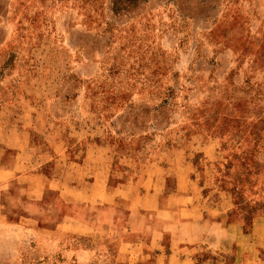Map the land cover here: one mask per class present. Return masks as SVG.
Segmentation results:
<instances>
[{"label":"rangeland","instance_id":"obj_1","mask_svg":"<svg viewBox=\"0 0 264 264\" xmlns=\"http://www.w3.org/2000/svg\"><path fill=\"white\" fill-rule=\"evenodd\" d=\"M36 102L81 129L65 181L87 188H59L81 235L0 224V264H112L115 233L79 222L118 184L226 202L264 260V0H0V125L30 128ZM16 205L3 199L8 223Z\"/></svg>","mask_w":264,"mask_h":264},{"label":"crops","instance_id":"obj_2","mask_svg":"<svg viewBox=\"0 0 264 264\" xmlns=\"http://www.w3.org/2000/svg\"><path fill=\"white\" fill-rule=\"evenodd\" d=\"M43 106L36 102L34 110L42 120L30 128L0 125V207L7 196L19 205L12 214L15 221L8 223L0 212V224L22 227L29 223L37 234L71 243L80 231L67 227L72 211L59 188H87L80 176L73 184L65 181L77 165L64 137L79 141L81 129L54 119ZM88 187L102 188V184L95 177ZM107 188L100 201L92 204L99 207L89 205L95 211L94 223L83 219L79 228H91L94 234L108 228L115 233L112 264H224L211 257L220 253H231L232 264H264L256 247L238 246L245 235L239 223L225 221L226 202L210 209L207 200L203 207L189 193L161 195L149 189L131 198L125 184ZM41 201L46 213L40 217L24 213H37Z\"/></svg>","mask_w":264,"mask_h":264}]
</instances>
